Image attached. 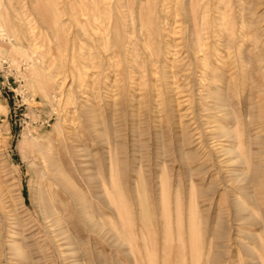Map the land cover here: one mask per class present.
Instances as JSON below:
<instances>
[{
    "label": "rangeland",
    "instance_id": "obj_1",
    "mask_svg": "<svg viewBox=\"0 0 264 264\" xmlns=\"http://www.w3.org/2000/svg\"><path fill=\"white\" fill-rule=\"evenodd\" d=\"M12 2L0 264H264V0Z\"/></svg>",
    "mask_w": 264,
    "mask_h": 264
},
{
    "label": "bare ground",
    "instance_id": "obj_2",
    "mask_svg": "<svg viewBox=\"0 0 264 264\" xmlns=\"http://www.w3.org/2000/svg\"><path fill=\"white\" fill-rule=\"evenodd\" d=\"M5 2H6V10L4 11L2 7ZM24 15L25 14L23 10L18 8V6L14 5L12 0H0V32L1 34L6 35V37H8L9 40L10 38H14L16 40L15 46H17L18 48H22V45H21L22 41L25 40L24 35L26 33H25V28H24L25 26V20L23 17ZM24 47H23V50H24ZM48 146L51 147V145L49 144ZM55 165H56L58 174L61 177V179H63L64 181L68 183L69 182L68 177L63 172L62 168L56 162V160H55Z\"/></svg>",
    "mask_w": 264,
    "mask_h": 264
}]
</instances>
